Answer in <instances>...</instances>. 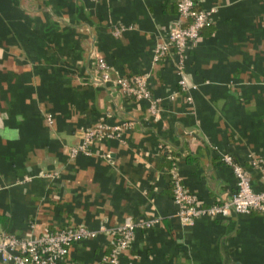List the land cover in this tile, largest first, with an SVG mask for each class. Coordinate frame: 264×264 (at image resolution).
Masks as SVG:
<instances>
[{
    "label": "crops",
    "instance_id": "0c3cea01",
    "mask_svg": "<svg viewBox=\"0 0 264 264\" xmlns=\"http://www.w3.org/2000/svg\"><path fill=\"white\" fill-rule=\"evenodd\" d=\"M195 1L215 11L186 50L187 100L174 53L153 61L173 0H0V229L83 224L96 235L71 243L60 264H103L117 225L157 218L135 230L120 264H264V213L184 226L175 215L171 168L203 204L236 187L224 152L254 190L264 186L247 163L264 157V0ZM96 54L110 78L147 74L157 114L102 80ZM127 120L120 135L93 138L92 154L71 155L86 128Z\"/></svg>",
    "mask_w": 264,
    "mask_h": 264
},
{
    "label": "built area",
    "instance_id": "2783aa9c",
    "mask_svg": "<svg viewBox=\"0 0 264 264\" xmlns=\"http://www.w3.org/2000/svg\"><path fill=\"white\" fill-rule=\"evenodd\" d=\"M173 1L177 16L169 26L166 38L156 45L153 61L160 60L171 52L174 53L179 87L185 92L187 100H191L192 96L189 91L190 88L195 87V84L188 83L184 75L186 50L196 44L200 29L211 21L215 7L197 6L195 0ZM121 28L123 25L116 27L115 32ZM96 63L102 80H112L125 96L136 99L146 98L149 101V111L152 114H157L161 98L153 95L148 87L147 74L135 73L129 77L110 78L107 72L108 63L102 55L96 54ZM174 95L175 93L170 94V98H173ZM47 119L51 122V114H48ZM128 124H131V121L127 120L122 124L112 126L100 123L86 128L81 134L80 141L71 148V155L78 152L92 154L91 140L93 138H100L108 134L118 136L121 134L122 125ZM220 159L230 165L236 178L234 191L224 201L203 204L194 193L188 190L174 168L170 169L173 201L176 205L175 215L181 225H192L194 220L202 215L226 216L230 210L246 214L254 211L264 213V186L259 190H254L249 169L230 153H222ZM247 163L250 167L257 168L264 176L263 156L252 154ZM154 222H157V218H144L141 221L130 219L117 225V234L114 236L108 253L103 258V264H120L119 255L130 246L135 230L138 227H150ZM96 233V230L83 224L48 229L37 235H18L0 229V260L9 264H60L71 243L93 237Z\"/></svg>",
    "mask_w": 264,
    "mask_h": 264
},
{
    "label": "trees",
    "instance_id": "16d2710c",
    "mask_svg": "<svg viewBox=\"0 0 264 264\" xmlns=\"http://www.w3.org/2000/svg\"><path fill=\"white\" fill-rule=\"evenodd\" d=\"M197 6H199V5H197ZM207 24H208V23H207ZM205 25H206V24H205ZM205 25H204V26H205ZM204 26H203V27H204ZM203 27H202V28H203ZM202 28H201V29H202ZM201 29H200V32H201ZM199 34H200V33H199ZM2 230L9 231V230H7V229H2ZM110 246H111V245H110ZM107 253H108V252H107Z\"/></svg>",
    "mask_w": 264,
    "mask_h": 264
}]
</instances>
